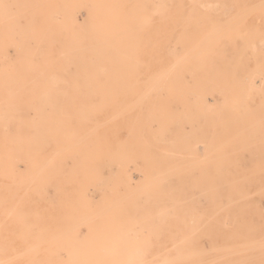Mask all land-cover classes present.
Returning <instances> with one entry per match:
<instances>
[{
	"label": "rangeland",
	"instance_id": "1",
	"mask_svg": "<svg viewBox=\"0 0 264 264\" xmlns=\"http://www.w3.org/2000/svg\"><path fill=\"white\" fill-rule=\"evenodd\" d=\"M90 263L264 264V0H0V264Z\"/></svg>",
	"mask_w": 264,
	"mask_h": 264
},
{
	"label": "bare ground",
	"instance_id": "2",
	"mask_svg": "<svg viewBox=\"0 0 264 264\" xmlns=\"http://www.w3.org/2000/svg\"><path fill=\"white\" fill-rule=\"evenodd\" d=\"M201 6H202V5H201ZM203 6H204V5H203ZM208 8L210 9L209 6H208ZM205 9H206V8H205ZM202 14H203V13H202ZM198 15H199V13H198ZM199 16H201V15H199ZM211 17H212V16H211ZM211 17H210V18H211ZM204 18H206V17L204 16ZM213 18H214V17H213ZM190 19H191V18H190ZM192 19H193V18H192ZM211 19H212V18H211ZM214 19H215V18H214ZM208 20H209V19H208ZM232 20H234V19L232 18ZM242 20L244 21V19H242ZM242 20H241V21H242ZM214 21H215V20H214ZM216 21H217V20H216ZM225 21H228V20H225ZM229 22H230V20H229ZM226 23H227V22H226ZM220 24H221V23H220ZM222 24H223V23H222ZM241 24H242V23H241ZM236 25H237V23H236ZM226 26H227V25H226ZM237 26H238V25H237ZM239 26H242V25H239ZM220 27H221V26H220ZM223 27H224V26H223ZM223 27H221V28L223 29ZM231 27H232V26H231ZM215 28L217 29V27H215ZM215 28H214V29H215ZM229 28H230V27H229ZM214 29H213V30H214ZM219 29H220V28H219ZM222 29H221V30H222ZM225 30H227V29H225ZM216 31H217V30H215V32H216ZM229 31H230V29L227 30V32H225V34L228 33ZM202 32H203V31H202ZM217 32H220V31H217ZM209 33H210V32H209ZM212 33H213V32H212ZM244 33H245V32H244ZM215 34H217V33H215ZM248 34H250V32H249ZM176 35H177V34H176ZM208 35H209V34H208ZM217 35H218V34H217ZM223 35H224V34H223ZM223 35H222V36H223ZM241 35H242V37H243V34H241ZM213 36H215V35H212V36H211V34H210V37H213ZM245 36H247V35L245 34ZM248 36H249V35H248ZM208 37H209V36H208ZM216 37H217V36H216ZM237 37H239V35H238ZM203 38H204V37H203ZM217 38H218V37H217ZM244 38H245V37H244ZM247 38H248V37H247ZM247 38H246V39H247ZM183 39H185V38H183ZM189 39H190V37H189ZM189 39H188V40H189ZM205 39H206V37H205ZM211 39H212V38H211ZM213 39H214L215 41H217L214 37H213ZM213 39H212V43H213ZM246 39H245L244 41H246ZM208 40H209V39H208ZM259 41H261V40H259ZM203 42L205 43V40H204ZM210 42H211V41H210ZM207 43H208V42H207ZM200 44H201V42H200ZM208 44H209V43H208ZM248 44H249V43H248ZM260 44H261V42H260ZM201 45H202V44H201ZM252 45H253V42H252ZM252 45H251V46H252ZM193 46H194V45H193ZM198 46H200V45L198 44ZM244 46H245V45H244ZM196 47H197V46H196ZM206 47H207V46H206ZM255 47H256V46H255ZM255 47H254V48H255ZM191 48H192V47H191ZM243 48H245V47H243ZM247 48H249V47H247ZM195 49H196V48H195ZM203 49H206V48H203ZM250 49H251V48H250ZM256 50H257V49H256ZM192 51H194V50H192ZM192 51H191V52H192ZM204 51H205V50H204ZM206 51H207V49H206ZM257 73H258V72H257ZM258 74H259V73H258ZM261 74H263V72H261ZM255 78H256V76H255ZM257 79H258V78H257ZM256 81H257V80H256ZM253 83H254V82H253ZM254 84H255V83H254ZM254 84H253V85H254ZM255 85H256V84H255ZM247 112H248V110H247ZM251 114H252V113H251ZM134 139H135V138H134ZM120 142H121V141H120ZM125 143H126V140H125ZM120 145H121V144H120ZM122 146H123V144H122ZM142 162H143V161H142ZM158 181H159V180H158ZM145 184H146V183H145ZM148 186L150 187V185H148ZM140 188H141V187H140ZM146 188H148V187H146ZM146 188H145V189H146ZM137 191H138V190H137ZM138 192H139V191H138ZM138 192H137V193H138ZM131 193H132V192H131ZM147 195H148V194H147ZM86 197H87V196H86ZM88 197H89V196H88ZM128 197H131V196L128 195ZM90 198H91V197H90ZM132 198H133V197H132ZM95 199H97V198L95 197ZM127 199H128V198H127ZM89 200H90V199H89ZM91 202H92V201H91ZM94 202H95V201H94ZM96 202H97V201H96ZM128 204H129V203H128ZM131 204H132V203H131ZM87 205H88V204H87ZM95 205H96V204H95ZM84 206H85V205H84ZM92 206H93V205H92ZM115 207H116V205H115ZM82 208H83V207H82ZM117 208H118V207H116V209H117ZM73 209H74V208H73ZM92 209H94V206H93ZM89 211H90V210H89ZM68 213H71V212L68 211ZM80 213H81V212H80ZM87 213H88V212H87ZM71 215H72V214H71ZM155 215H156V214H155ZM78 216H79V215H78ZM81 216H82V215H81ZM151 216H153V215H151ZM151 216H150V217H151ZM161 216H162V215H161ZM78 219H79V218H78ZM82 219H83V218H82ZM87 219H88V218H87ZM87 219H86V220H87ZM87 221H91V220L88 219ZM75 223H76V222H75ZM77 224H78V223H77ZM88 228H89V227H88ZM91 228H92V227H91ZM158 233H159V232H158ZM157 235H158V234H157ZM154 237H155V236H154ZM105 251H106V250H105ZM142 252H143V251H142ZM167 255H168V254H167ZM167 255H166V256H167ZM166 256H165V257H166ZM83 260H84V259H83ZM112 261H113V260H112ZM90 264H91V263H90ZM105 264H106V263H105Z\"/></svg>",
	"mask_w": 264,
	"mask_h": 264
}]
</instances>
